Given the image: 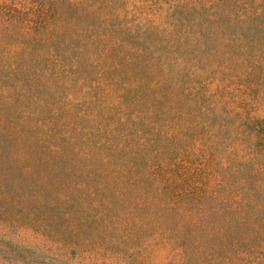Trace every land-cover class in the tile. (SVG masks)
<instances>
[{
  "label": "rangeland",
  "instance_id": "1",
  "mask_svg": "<svg viewBox=\"0 0 264 264\" xmlns=\"http://www.w3.org/2000/svg\"><path fill=\"white\" fill-rule=\"evenodd\" d=\"M0 264H264V0H0Z\"/></svg>",
  "mask_w": 264,
  "mask_h": 264
}]
</instances>
